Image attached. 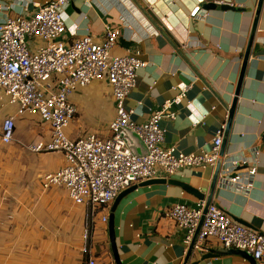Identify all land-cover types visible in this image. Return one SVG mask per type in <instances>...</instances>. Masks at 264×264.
<instances>
[{
  "label": "crops",
  "instance_id": "1",
  "mask_svg": "<svg viewBox=\"0 0 264 264\" xmlns=\"http://www.w3.org/2000/svg\"><path fill=\"white\" fill-rule=\"evenodd\" d=\"M52 0H0V23L9 17L36 12L33 3ZM208 1L240 8L239 12L203 9ZM260 0H71L66 8L67 30L61 38L71 43L90 36L104 39L107 26L118 28L130 46L120 41L116 55L138 51L146 65L137 85L125 100L132 119L144 123L186 89L180 105L171 111L175 120L162 119L165 148L176 153L209 152L216 133L228 123L252 34L255 38L244 69L234 121L223 139L226 156L248 157L259 148L253 188L237 192L217 187L212 204L235 222L264 236V5ZM200 5L202 14L190 19ZM78 114L68 134L76 138L95 133L109 137L116 116L111 87L94 82L71 98ZM0 124L16 108L0 107ZM50 128L39 118H17L16 141L5 145L0 137V264H116L110 226L101 218L112 214L114 203L96 217L83 253L86 209L76 205L62 187L44 190L41 178L65 166L62 153L34 154L27 144L49 140ZM140 152L146 149L140 142ZM214 167L185 169L171 178L138 186L117 205L115 237L122 264H183L185 232L164 217L175 205L189 208L206 203ZM247 181H250L248 179ZM215 240L196 249L192 259L208 250H221ZM254 264L243 252H228L202 264Z\"/></svg>",
  "mask_w": 264,
  "mask_h": 264
},
{
  "label": "built area",
  "instance_id": "2",
  "mask_svg": "<svg viewBox=\"0 0 264 264\" xmlns=\"http://www.w3.org/2000/svg\"><path fill=\"white\" fill-rule=\"evenodd\" d=\"M70 1L33 3L36 7L33 15L9 17L0 23V107L16 108V113L6 116L0 124V137L5 145L14 143L17 118L26 115L37 117L49 126V140L25 147L34 154L64 155L65 166L45 174L41 186L44 190L64 188L76 205L86 209L83 253H91L88 242L96 217L134 185L159 177L171 178L185 169L215 168L221 159L217 187L237 192L252 189L261 151L257 148L248 157H236L234 161H230V156L221 157L226 125L217 131L209 152L185 154L165 148V131L160 122L165 118L175 120L171 108L181 104L186 89L146 122L132 119L134 111L126 109L125 100L136 87L138 72L146 64L139 59L138 51L125 55L113 53L122 37L118 28L107 26L99 43L90 36L71 43L63 41L61 38L67 30L65 10ZM202 11L200 5L196 6L190 12V19L199 18ZM99 81L109 84L115 101L116 116L110 123L109 137L86 133L73 138L68 129L78 110L71 98L77 90ZM122 129L138 136L145 154L132 151ZM205 208L204 202L195 208L179 204L163 214L185 232V255L200 228L197 249L215 240L222 249L246 252L256 264H264L263 235L235 222L216 205L212 204L207 213ZM101 220L108 224V215ZM88 264L97 263L89 258Z\"/></svg>",
  "mask_w": 264,
  "mask_h": 264
},
{
  "label": "water",
  "instance_id": "3",
  "mask_svg": "<svg viewBox=\"0 0 264 264\" xmlns=\"http://www.w3.org/2000/svg\"><path fill=\"white\" fill-rule=\"evenodd\" d=\"M219 3H220V1H208L203 5V9L207 10V11H214L217 8H220L221 10L226 11V12L242 11L240 8L238 9V8H235V7L230 6L228 4H222V3L219 4ZM263 5H264V0H260L259 5H258L259 8L257 11V16H259L258 13L261 10V8L263 7ZM254 38H255V32L251 36L250 43H249L250 48L246 52L244 67H243L242 73L240 75V80L238 83V88H237V92H236V95L234 98L233 106H232L231 111H230L228 123L226 124V130H225L224 137L230 131L232 124H233V121H234V114H235L236 105H237L236 101H237L239 93H240V87L242 85V80H243V76H244V69H246L245 67H246L247 62L250 58L251 47L253 45ZM120 42L123 45H125L127 48L130 46V44L129 43L127 44L123 39H120ZM121 133H122L123 138L126 140L127 144L134 150V152H136V153L140 152V150H139L140 147H138V146H139V144H141L140 143L141 141L138 138V136L135 133H133L132 131L127 130V129H122ZM263 140H264V136H263ZM142 154H144V153L142 152ZM220 156L221 157L225 156L224 145H222ZM230 157H231L230 161H234L236 159V156H230ZM222 164H223V161L220 159L218 161L216 167H215V171H214L215 173H214V177L212 179L211 188H210L208 196L205 198L206 199L205 213H207L209 207L212 205V199H213L214 193H215L217 185H218V177H219V174H220V171L222 168ZM158 181H160V180H157V178H156V179H151V180H148L146 182L134 185V186L130 187L129 189L125 190L124 192H122L117 197V199L115 200L114 207L112 209V214H111L110 219H109V226H110V242H111V247H112V251L114 254L116 264H122L121 260H120L119 253H118V248H117V244H116V237H115L114 212L116 210L117 205L124 198V196H126L129 192L135 190L138 186L147 185V184H151V183L158 182ZM199 230H200V228H199ZM199 230H198L197 234L195 235L191 245L189 246V249H188V252L186 254V257H185L183 264H202L203 262H206V261H209L212 259H219L220 255H225L228 252H234V251L242 252L239 250H225V249L208 250L205 253L201 254L195 262H192L193 261L192 259L194 258L195 254H196V249H197L196 242H197V238L199 235ZM243 253L247 254L246 252H243ZM247 255L253 260V263L256 264V261L253 259V257L249 254H247ZM216 264H218V263H216Z\"/></svg>",
  "mask_w": 264,
  "mask_h": 264
},
{
  "label": "rangeland",
  "instance_id": "4",
  "mask_svg": "<svg viewBox=\"0 0 264 264\" xmlns=\"http://www.w3.org/2000/svg\"><path fill=\"white\" fill-rule=\"evenodd\" d=\"M72 129L74 130V133H76V125H75V123L72 125Z\"/></svg>",
  "mask_w": 264,
  "mask_h": 264
}]
</instances>
